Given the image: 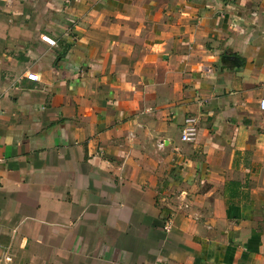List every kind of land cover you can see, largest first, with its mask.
I'll list each match as a JSON object with an SVG mask.
<instances>
[{
	"label": "crops",
	"instance_id": "0c3cea01",
	"mask_svg": "<svg viewBox=\"0 0 264 264\" xmlns=\"http://www.w3.org/2000/svg\"><path fill=\"white\" fill-rule=\"evenodd\" d=\"M262 98L264 0H0V264H264Z\"/></svg>",
	"mask_w": 264,
	"mask_h": 264
},
{
	"label": "built area",
	"instance_id": "2783aa9c",
	"mask_svg": "<svg viewBox=\"0 0 264 264\" xmlns=\"http://www.w3.org/2000/svg\"><path fill=\"white\" fill-rule=\"evenodd\" d=\"M41 39L50 45L56 44V41L53 38L49 37L48 35H41ZM26 77L30 80H37L38 78V76L33 73L27 74ZM259 106L262 110H264V98L260 100ZM192 122H193V118L190 117L186 119V124L183 127L182 135H181L182 140H192L196 138L197 130L195 126L191 124ZM11 260H12V257L9 253H5L3 254L2 257H0V262L10 263Z\"/></svg>",
	"mask_w": 264,
	"mask_h": 264
}]
</instances>
